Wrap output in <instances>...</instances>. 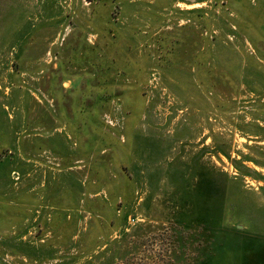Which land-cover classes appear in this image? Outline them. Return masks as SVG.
I'll use <instances>...</instances> for the list:
<instances>
[{
    "label": "rangeland",
    "instance_id": "obj_1",
    "mask_svg": "<svg viewBox=\"0 0 264 264\" xmlns=\"http://www.w3.org/2000/svg\"><path fill=\"white\" fill-rule=\"evenodd\" d=\"M0 264H264V0H0Z\"/></svg>",
    "mask_w": 264,
    "mask_h": 264
}]
</instances>
